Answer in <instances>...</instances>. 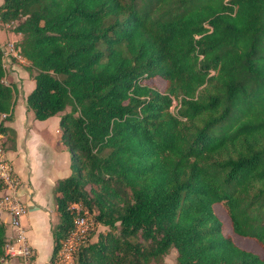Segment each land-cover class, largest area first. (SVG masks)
I'll use <instances>...</instances> for the list:
<instances>
[{
	"label": "trees",
	"instance_id": "1",
	"mask_svg": "<svg viewBox=\"0 0 264 264\" xmlns=\"http://www.w3.org/2000/svg\"><path fill=\"white\" fill-rule=\"evenodd\" d=\"M13 20L34 68L25 106L60 113L70 152L50 264L74 201L106 227L74 264H148L169 247L176 264H264V0H1L0 22ZM3 76L0 47L6 118ZM213 204L260 254L222 232ZM6 241L0 220V256Z\"/></svg>",
	"mask_w": 264,
	"mask_h": 264
},
{
	"label": "crops",
	"instance_id": "2",
	"mask_svg": "<svg viewBox=\"0 0 264 264\" xmlns=\"http://www.w3.org/2000/svg\"><path fill=\"white\" fill-rule=\"evenodd\" d=\"M24 75L22 73V77ZM28 80L33 79L29 77ZM13 98L10 116L2 119L6 130L1 131L7 138L4 148L19 181L16 192L26 207L19 217V224L32 250L28 264H50V227L57 220L53 186L58 178L69 173L70 152L59 139L58 119L54 115L33 121V113L26 108L25 101L19 106L17 97L14 95ZM37 126H42L49 141L38 135ZM2 191L0 188V193ZM0 220L5 226L6 240L12 241L17 228L9 222V215L3 210H0ZM7 262L25 264L18 256L8 257Z\"/></svg>",
	"mask_w": 264,
	"mask_h": 264
},
{
	"label": "built area",
	"instance_id": "3",
	"mask_svg": "<svg viewBox=\"0 0 264 264\" xmlns=\"http://www.w3.org/2000/svg\"><path fill=\"white\" fill-rule=\"evenodd\" d=\"M9 53L18 60L25 61L17 50L10 48ZM6 114V112H1L0 120H2ZM3 138L4 134L0 130V182L2 184L1 189L3 190L0 193V210L8 213L9 222L17 229L13 240L5 242L3 253L0 256V262L2 264H8V257L18 256L24 259L25 264H28L32 255V250L19 224V217L26 211V207L21 202L16 192L19 181L6 154ZM68 207L74 213L72 224L60 242L56 256L51 264H74V252L79 248L87 233L98 224L97 221L93 219L90 211L81 203L75 201L70 202Z\"/></svg>",
	"mask_w": 264,
	"mask_h": 264
},
{
	"label": "rangeland",
	"instance_id": "4",
	"mask_svg": "<svg viewBox=\"0 0 264 264\" xmlns=\"http://www.w3.org/2000/svg\"><path fill=\"white\" fill-rule=\"evenodd\" d=\"M16 22L17 20H13L7 23L0 22V47L2 49V60L4 66L3 82L13 84L15 88L14 95L15 97H17L16 104L22 106L24 103L25 94L33 86V80L29 82L28 79L34 73V68L30 67L26 63V61H20L15 56H12L9 53L10 48L14 50L17 49L15 47V43L20 38L19 33L12 31V27L13 25H15ZM22 73H25L23 77H22ZM146 81L159 89L162 88V83L158 77H153V79L145 80V82ZM172 107L173 106H171L170 108L172 109ZM65 110H67V108H65ZM59 114L60 113L54 114L55 118L59 119ZM32 120L35 121L38 119L32 117ZM32 127H35V125ZM37 128L39 129V131H37L38 135L42 136L43 139L49 141L46 132L42 129V126L41 127L37 126ZM58 128H59V132H61L60 127ZM213 210L215 214L218 216V218H220V220L222 221V232L224 234H229L231 238H233V240L239 246L259 254L261 253L260 246L254 240L247 237H241L229 230L228 218L224 210L218 204H213ZM54 223H51V225H53ZM105 229L106 227L101 224L96 225L95 228L93 229L94 231L93 234L91 235V239L95 238V235L98 231H102ZM148 264H176L174 248L169 247L164 254L160 255L159 257L150 259L148 261Z\"/></svg>",
	"mask_w": 264,
	"mask_h": 264
}]
</instances>
